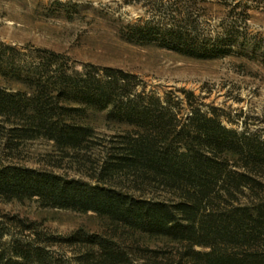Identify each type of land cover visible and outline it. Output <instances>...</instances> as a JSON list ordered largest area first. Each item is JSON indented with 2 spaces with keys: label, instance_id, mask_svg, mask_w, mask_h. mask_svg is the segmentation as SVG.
<instances>
[{
  "label": "trees",
  "instance_id": "1",
  "mask_svg": "<svg viewBox=\"0 0 264 264\" xmlns=\"http://www.w3.org/2000/svg\"><path fill=\"white\" fill-rule=\"evenodd\" d=\"M172 13L170 21L136 24L132 37L194 53L201 41ZM182 92L150 93L121 68L79 69L53 49L0 40V120L16 137L82 151L96 134L85 122L91 113L129 126L96 181L1 164L0 197L35 198L112 223L114 234L79 229L62 238L79 247L65 264H264V139L227 126L193 91ZM120 172L133 188L108 183ZM42 235L34 221L0 217V264H62L53 238ZM141 235L180 247H152Z\"/></svg>",
  "mask_w": 264,
  "mask_h": 264
},
{
  "label": "rangeland",
  "instance_id": "2",
  "mask_svg": "<svg viewBox=\"0 0 264 264\" xmlns=\"http://www.w3.org/2000/svg\"><path fill=\"white\" fill-rule=\"evenodd\" d=\"M168 1L0 0V40L53 49L79 69L88 64L121 68L137 76L140 90L161 96L182 98L183 89L191 90L203 108L227 126L264 139V0H176L171 7ZM173 10L179 14V25L201 41H195L194 53L132 37L136 24L170 21ZM85 122L96 130L91 143L82 151H66L47 137L22 140L12 124L0 120V165L19 164L96 181L129 126L102 112L91 113ZM108 183L125 189L134 185L124 172ZM16 216L36 222L42 236L53 238L50 248L62 257V264L79 248L62 243V238L79 229L115 232L107 218L94 212L44 207L35 198L0 197V217ZM138 239L152 247H180L166 239Z\"/></svg>",
  "mask_w": 264,
  "mask_h": 264
}]
</instances>
